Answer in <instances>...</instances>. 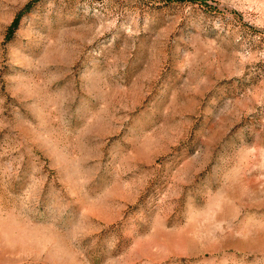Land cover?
I'll list each match as a JSON object with an SVG mask.
<instances>
[{
	"label": "rangeland",
	"instance_id": "obj_1",
	"mask_svg": "<svg viewBox=\"0 0 264 264\" xmlns=\"http://www.w3.org/2000/svg\"><path fill=\"white\" fill-rule=\"evenodd\" d=\"M0 264H264V0H0Z\"/></svg>",
	"mask_w": 264,
	"mask_h": 264
}]
</instances>
